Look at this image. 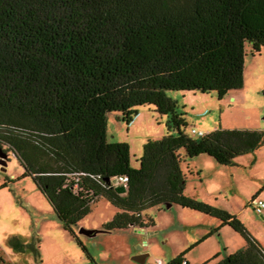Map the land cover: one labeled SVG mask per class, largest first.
Masks as SVG:
<instances>
[{"label": "trees", "instance_id": "16d2710c", "mask_svg": "<svg viewBox=\"0 0 264 264\" xmlns=\"http://www.w3.org/2000/svg\"><path fill=\"white\" fill-rule=\"evenodd\" d=\"M248 46L264 52V0H0V149L15 154L91 259L76 228L106 198L117 211L102 231L154 225L144 210L178 204L221 221L205 238L228 226L245 239L204 264H264L236 215L185 193L181 153L230 165L264 145V130L193 134L168 94L222 99L242 88ZM143 105L167 117L168 132L144 143L135 167L130 144L108 140V114L131 124ZM187 253L168 264H190Z\"/></svg>", "mask_w": 264, "mask_h": 264}, {"label": "rangeland", "instance_id": "374dc122", "mask_svg": "<svg viewBox=\"0 0 264 264\" xmlns=\"http://www.w3.org/2000/svg\"><path fill=\"white\" fill-rule=\"evenodd\" d=\"M244 78L245 87L230 90L222 99L216 92L168 94L180 101L189 129L222 126L264 130V52L254 55L248 46ZM119 117L117 112L108 114V140L128 142L131 164L138 167L144 143L167 134V117L152 105L141 106L131 124ZM181 153L187 177L185 193L192 196L198 190L206 194L211 204L236 215L264 248V217L252 205L255 198L264 200V145L254 153L236 157L230 165L220 164L207 154L187 158L184 149ZM22 173L20 161L10 152L8 164L0 168V255L7 264H158V260L168 264L187 250L191 264H204L219 252L222 259L225 251L236 252L246 244L231 227L205 238L220 227L221 221L178 204L144 210L154 225L101 231L117 211L109 200L101 198L76 228L91 259L77 238L63 228L33 179L22 177ZM80 229L96 233L88 235ZM14 237L26 244L23 251L11 244ZM140 254H148L145 262L136 259Z\"/></svg>", "mask_w": 264, "mask_h": 264}, {"label": "water", "instance_id": "95a60500", "mask_svg": "<svg viewBox=\"0 0 264 264\" xmlns=\"http://www.w3.org/2000/svg\"><path fill=\"white\" fill-rule=\"evenodd\" d=\"M8 154L2 152V150L0 149V168H5V166L8 164ZM4 166V167H3ZM172 204L171 203H168L166 206L167 207H170ZM262 217L263 214H262ZM102 231V230H101ZM80 232L81 233H85V234H88V235H93L96 233V231L94 230H90V229H80ZM141 248V246L139 247ZM148 254H140L138 256H136V259L141 261V262H145V257L147 256Z\"/></svg>", "mask_w": 264, "mask_h": 264}, {"label": "built area", "instance_id": "2783aa9c", "mask_svg": "<svg viewBox=\"0 0 264 264\" xmlns=\"http://www.w3.org/2000/svg\"><path fill=\"white\" fill-rule=\"evenodd\" d=\"M191 132L193 134H203L204 133V131L197 129L196 127H192L191 128ZM121 180L124 182V181H126V178L122 177ZM252 203H253V206H254L255 210L257 212L263 214V211H264V200L261 199V198H255ZM184 262H186V261H184ZM158 264H164V262L162 260H158Z\"/></svg>", "mask_w": 264, "mask_h": 264}, {"label": "crops", "instance_id": "0c3cea01", "mask_svg": "<svg viewBox=\"0 0 264 264\" xmlns=\"http://www.w3.org/2000/svg\"><path fill=\"white\" fill-rule=\"evenodd\" d=\"M246 86V84L244 83V86L243 87H245ZM234 98H235V96H233ZM193 127V126H192ZM217 127H211L209 130H204V132H209V131H212V130H214V129H216ZM198 129V128H197ZM200 130V129H199ZM195 168H196V171H200L199 170V165H195ZM200 169H202V168H200ZM193 171V170H192ZM201 173H202V170H201ZM186 184H187V182H186ZM186 189V188H185ZM191 197H194V198H199V199H202V201H205V202H207V203H213L210 199H208V198H206V194H203L202 192H200V191H198L197 190V192L194 194V195H192ZM213 205V204H212ZM253 205V204H252ZM215 206V205H214ZM216 207H218V206H216ZM219 208H222V207H219ZM222 209H224V208H222ZM226 210V209H225ZM263 213H264V211H263ZM224 227H228V226H222L221 228H220V230L222 229V228H224ZM219 230V231H220ZM243 247V246H242ZM229 250V249H228ZM235 251V250H234ZM234 251H225L226 252V255H228V254H230V253H233ZM220 253V252H219ZM187 258V257H186ZM188 259V258H187ZM190 262V261H189ZM191 264V263H190Z\"/></svg>", "mask_w": 264, "mask_h": 264}]
</instances>
